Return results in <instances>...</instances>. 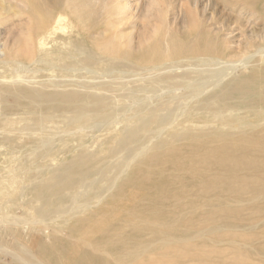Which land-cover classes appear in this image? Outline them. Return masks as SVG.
Here are the masks:
<instances>
[{"label":"bare ground","instance_id":"6f19581e","mask_svg":"<svg viewBox=\"0 0 264 264\" xmlns=\"http://www.w3.org/2000/svg\"><path fill=\"white\" fill-rule=\"evenodd\" d=\"M94 1L0 0V200L24 211L0 219L4 264H264V0L218 27L190 9L152 50L115 30L128 2ZM240 37L249 59L215 67Z\"/></svg>","mask_w":264,"mask_h":264},{"label":"rangeland","instance_id":"374dc122","mask_svg":"<svg viewBox=\"0 0 264 264\" xmlns=\"http://www.w3.org/2000/svg\"><path fill=\"white\" fill-rule=\"evenodd\" d=\"M102 1L105 2L106 6H107V4L109 5V7L107 6V8H105V9L110 11L109 12V14L111 13L110 15H113L112 17L109 18V20L115 21L118 18V16L114 14L113 8L111 5L114 4V2L116 0H95L94 3L92 2V4L93 5L97 4L98 6L97 5H94V6L97 9H99V8L101 9ZM119 1L128 2L130 4L131 10H129L128 14H131V15H128L129 17H127V19L124 21L123 24L116 25L115 30L116 31L122 30L127 35L128 34L130 35V33H132L134 43L137 44L138 41H140V42L143 41L142 44L144 45V47H149V48H147L148 50L154 49L156 45H158L159 47H163V46L165 47V42H164L165 38L169 39V36H167V37L164 36V33H166V30L167 31L170 30L169 32L172 33L171 34L172 36H174V35L178 36V34L173 32V31H175L174 25L178 21H184V24L187 25V28H188V26L190 25V23H189L190 20H188L187 14L189 12L188 10H190V9L199 12V9H201V8L203 9L204 7L207 6L206 12L210 11L209 12V15L211 14L210 17H212V15H213L212 19L210 20V23H213V22L215 23L214 25H211V27L220 26L222 23L226 22L225 19L230 20V22H232L233 20H235V16L238 13V6L237 5L233 6L230 3H226L227 0H119ZM199 3L201 4V7H198ZM223 9H224V11H223ZM107 10H105V11H107ZM2 16L3 15H0V18H1L0 19V30H3L4 27L7 26L5 20H3ZM232 16L234 18H232ZM20 17L22 18L21 19L22 23L20 22L19 26L20 27L23 26V28H21L22 34H25L27 29H26V27H24L23 22L28 17L27 12H22ZM101 17H102V19H105L104 16H101ZM229 17H231V18H229ZM15 23L18 24V21H15ZM233 25L234 24L232 23L231 26H233ZM20 27H17V29L19 30ZM193 35H194L193 33H190V35H189V33L187 35H185V37L183 38V42L184 43L189 42L191 40V38L193 37ZM23 37H25V35ZM162 37H164V38L162 39ZM212 37L214 39V36H212ZM212 37L210 35H208L209 39H212ZM159 38H160V40H157ZM238 39L239 40L238 41L236 40L233 44V46L237 52H233L234 53L233 56H232L233 53H231V54H229L230 56L225 55V57L223 56L222 53H219L218 56H216V57H218L221 62H219L218 64H214L215 67H222V68L223 67H230L231 65H233L235 63H243V62H246L247 59H249L248 56L251 55V53L239 52V51H241L240 48H242V46H243V39L241 37ZM156 40L158 41L157 44L155 43V42H157ZM152 41H153V43H152ZM149 44H151V46H149ZM153 44L155 46H153ZM156 48H157V46H156ZM252 49H254V47H252ZM191 58L196 60V59H200L201 57L196 58V56H192ZM5 59L8 60L7 58H3L2 60H5ZM131 60H132V58H131ZM186 61L187 60L182 61V63L185 65ZM137 66H140V65L137 64ZM33 68L34 67H32V66H30L28 69L19 68L18 71L21 75L29 76L30 78H33L35 80H40L41 79L40 75L42 73L36 69H33ZM138 68L139 67L135 68V66H133L132 69H128V70L118 72V70L116 71V70H110V69L109 70H99L98 69V71L97 70L96 71H88L87 69H84V68L70 67L67 70V75H66L65 79L68 82H71L74 79L80 77V78L89 79V80H91L90 82H95V83L100 84L103 81L112 82L114 76L120 75L124 81H128L134 77V74L144 72V70H137V71L133 70V69H138ZM10 73H11L10 66L6 63H0V77L1 78L6 77V76L10 75ZM42 75H46V73H44ZM131 76H132V78H131ZM107 78H109L110 80ZM95 80H98V81H95ZM102 133H105V132L99 131V135ZM91 142L92 141L87 140L88 145ZM90 146L94 147L95 145H94V143H92V144H90ZM57 154L59 155V157H64L66 154H67L66 156H70L72 154V152L71 151L69 152L68 150H61V151H58ZM0 158H1L0 160H3L4 156L2 154H0ZM2 199L0 200V206H1V204H3V205H5L6 209L5 208L2 209L0 207V219L3 216V214H5V216L10 215V216H14V217L17 216V217L22 218V219L24 218V216H23L24 211H23V208L21 207V202H17V201L14 202L13 198H12V200L11 199L8 200L7 197L6 198L4 197ZM0 241H2L4 243H10L11 235H4L2 238H0ZM8 260H9L8 256H3L0 254V264L7 263Z\"/></svg>","mask_w":264,"mask_h":264}]
</instances>
